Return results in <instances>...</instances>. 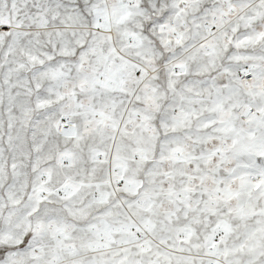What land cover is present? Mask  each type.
I'll return each mask as SVG.
<instances>
[{
    "label": "snow or ice",
    "instance_id": "1",
    "mask_svg": "<svg viewBox=\"0 0 264 264\" xmlns=\"http://www.w3.org/2000/svg\"><path fill=\"white\" fill-rule=\"evenodd\" d=\"M0 264H264V0H0Z\"/></svg>",
    "mask_w": 264,
    "mask_h": 264
}]
</instances>
